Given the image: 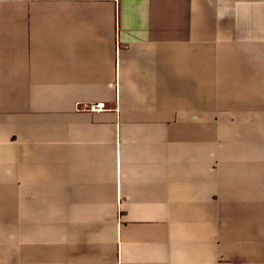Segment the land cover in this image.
<instances>
[{
	"label": "crops",
	"instance_id": "1",
	"mask_svg": "<svg viewBox=\"0 0 264 264\" xmlns=\"http://www.w3.org/2000/svg\"><path fill=\"white\" fill-rule=\"evenodd\" d=\"M0 264H264V0H0Z\"/></svg>",
	"mask_w": 264,
	"mask_h": 264
}]
</instances>
